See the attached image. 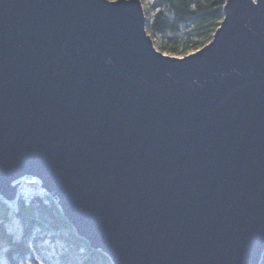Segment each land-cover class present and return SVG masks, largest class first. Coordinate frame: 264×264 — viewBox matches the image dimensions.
Here are the masks:
<instances>
[{
    "label": "water",
    "instance_id": "1",
    "mask_svg": "<svg viewBox=\"0 0 264 264\" xmlns=\"http://www.w3.org/2000/svg\"><path fill=\"white\" fill-rule=\"evenodd\" d=\"M155 45L143 0H0V193L39 176L115 264H260L264 0Z\"/></svg>",
    "mask_w": 264,
    "mask_h": 264
},
{
    "label": "trees",
    "instance_id": "2",
    "mask_svg": "<svg viewBox=\"0 0 264 264\" xmlns=\"http://www.w3.org/2000/svg\"><path fill=\"white\" fill-rule=\"evenodd\" d=\"M147 30L163 41L159 49L187 54L210 42L221 25L227 0H143ZM44 192V193H43ZM15 205L0 199V245L10 264L34 259L43 241L62 240L63 264H115L109 254L78 235L54 196L44 190ZM1 264V262H0ZM260 264H264V253Z\"/></svg>",
    "mask_w": 264,
    "mask_h": 264
},
{
    "label": "rangeland",
    "instance_id": "3",
    "mask_svg": "<svg viewBox=\"0 0 264 264\" xmlns=\"http://www.w3.org/2000/svg\"><path fill=\"white\" fill-rule=\"evenodd\" d=\"M144 6H147V1L144 2ZM155 45L159 47L161 41H163L160 37H155L154 39ZM168 54L183 56L184 54H173L169 50L165 51ZM188 54V53H187ZM186 55V54H185ZM18 182V179L15 183ZM65 243L62 240H44L42 247L44 248L42 252L35 253L34 259H27L20 264H63L59 248L62 250ZM0 262L1 264H10L9 257L7 256L6 246L0 245Z\"/></svg>",
    "mask_w": 264,
    "mask_h": 264
},
{
    "label": "built area",
    "instance_id": "4",
    "mask_svg": "<svg viewBox=\"0 0 264 264\" xmlns=\"http://www.w3.org/2000/svg\"><path fill=\"white\" fill-rule=\"evenodd\" d=\"M19 181H21V183L18 187L17 197L27 196L33 193L37 194L40 191L41 178L39 176L25 175V176L20 177L18 179V182ZM26 198H30V197H26ZM54 198L56 199V202L60 203L56 196H54ZM0 199L4 200L5 202L11 205L14 204V202H17L16 200H18L16 199L11 202L8 199H5V197H3L1 193H0Z\"/></svg>",
    "mask_w": 264,
    "mask_h": 264
},
{
    "label": "bare ground",
    "instance_id": "5",
    "mask_svg": "<svg viewBox=\"0 0 264 264\" xmlns=\"http://www.w3.org/2000/svg\"><path fill=\"white\" fill-rule=\"evenodd\" d=\"M43 184V180H41V183H40V191L38 192V193H42L44 190H46L45 189V187L42 185ZM47 191V193H50L48 190H46ZM44 193V192H43ZM2 194V193H1ZM36 193H33V194H30V195H27V196H20V197H17L18 196V191H17V196L14 198V199H8L7 197H5L3 194H2V196L3 197H5V199H8L9 201H14V200H16V199H18V200H16L17 202H14V204H12L14 207H15V205H17V203L20 201V199L22 200V199H29V198H26V197H32L33 195H35ZM50 194H52V193H50ZM53 196H55L54 194H52ZM60 204V203H59Z\"/></svg>",
    "mask_w": 264,
    "mask_h": 264
}]
</instances>
